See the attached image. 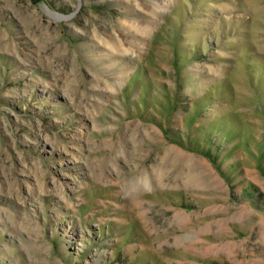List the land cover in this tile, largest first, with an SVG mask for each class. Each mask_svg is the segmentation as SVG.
Returning <instances> with one entry per match:
<instances>
[{"label": "rangeland", "instance_id": "374dc122", "mask_svg": "<svg viewBox=\"0 0 264 264\" xmlns=\"http://www.w3.org/2000/svg\"><path fill=\"white\" fill-rule=\"evenodd\" d=\"M0 264H264V0H0Z\"/></svg>", "mask_w": 264, "mask_h": 264}, {"label": "water", "instance_id": "95a60500", "mask_svg": "<svg viewBox=\"0 0 264 264\" xmlns=\"http://www.w3.org/2000/svg\"><path fill=\"white\" fill-rule=\"evenodd\" d=\"M29 1H31L32 3H37V2H39L40 0H29Z\"/></svg>", "mask_w": 264, "mask_h": 264}]
</instances>
